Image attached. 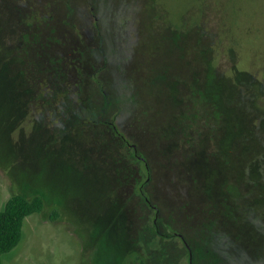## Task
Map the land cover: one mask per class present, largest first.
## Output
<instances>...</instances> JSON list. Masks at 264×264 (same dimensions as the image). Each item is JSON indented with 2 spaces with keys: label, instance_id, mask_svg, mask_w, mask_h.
Here are the masks:
<instances>
[{
  "label": "rangeland",
  "instance_id": "1",
  "mask_svg": "<svg viewBox=\"0 0 264 264\" xmlns=\"http://www.w3.org/2000/svg\"><path fill=\"white\" fill-rule=\"evenodd\" d=\"M76 92L149 167L114 166ZM13 193L44 206L1 264H264V0H0V209Z\"/></svg>",
  "mask_w": 264,
  "mask_h": 264
},
{
  "label": "trees",
  "instance_id": "2",
  "mask_svg": "<svg viewBox=\"0 0 264 264\" xmlns=\"http://www.w3.org/2000/svg\"><path fill=\"white\" fill-rule=\"evenodd\" d=\"M28 30L21 32V39H25V38H29V34H28ZM27 39H25V41H27ZM45 40H37V42H39L41 44V47H43V43H44V48L46 47H50L52 45V43H54L55 41H58L57 39H54L53 36H49L47 35L46 38H44ZM38 49V48H37ZM39 50V49H38ZM59 61V59H57ZM79 63L74 65V68L76 69V71L81 75L82 74V70L80 72V67H79ZM53 67H57L58 70L57 71V76L54 79V81L56 82V84L58 85L59 83L61 84V96L62 98L67 97L68 92L67 89L65 88L64 82H63V76L65 75V72L62 71V69H60V65L56 64V63H52V65L50 67H46L41 69L44 73H40V75H42V79L43 81H40V87H36L38 88V91L43 88L44 90H46L47 93V100H53V101H58V97L57 95V87L48 85L50 84V77H48V75L46 74V69H50ZM9 69V67H8ZM6 69V70H8ZM34 69V68H33ZM35 70V69H34ZM40 70V71H41ZM55 71V72H56ZM97 71V70H96ZM95 72V71H94ZM27 72L26 71H22L21 73H19L17 75V78L20 77V75H25ZM99 73V72H98ZM16 75L12 74V77H15ZM62 76V77H61ZM38 78H40V76L38 75ZM20 80H22L21 78H19ZM83 77L81 78V80L83 81ZM98 79V78H97ZM92 80V78L90 79ZM16 83L18 82V79H16ZM53 83V82H52ZM46 84V85H45ZM54 84V83H53ZM86 83L83 82H77L75 83V87L79 90H81L82 87H84ZM101 83L98 82L96 83V86L98 87V89L101 88ZM35 86V85H34ZM46 86V87H45ZM28 89H30L27 84L26 86ZM26 89V88H25ZM32 89L34 90V87H32ZM37 90V89H36ZM83 90V88H82ZM81 90V91H82ZM22 91H24L22 89ZM76 91V89L74 90V92ZM76 96L74 97V100L72 103H74V105L76 106V112L79 111L77 114H81L82 118H84L83 120L85 122H83V124L85 123V125H88L90 128H93L94 131L101 133V134H107V135H112L115 139L114 140V146L113 148H109V146L105 149H110L112 150V153L110 155V157L112 158L111 160L114 162V166H120V164H125V160L120 162V159L117 158V156L115 155H119L121 154L119 152L120 149L122 148H130V146H132L133 150H132V156H134L135 160H139V161H144L145 163H147V167H149V162L146 156H144L140 151H139V147L135 144V148L133 147L132 143L129 144L128 142H130V140L127 138L126 136V132L121 131V129L119 128V126L117 125V123L113 120V119H106L100 116V114L98 113L97 109H94V101L93 99H91L89 94H86V96H83L81 94V97H79L78 93L76 92ZM49 96V97H48ZM64 100V99H62ZM66 100H70V99H66ZM219 108V107H218ZM223 110L221 108H219V111L215 112L214 115L216 117L222 116ZM91 120V121H90ZM95 126V127H94ZM91 130V129H90ZM92 131V130H91ZM92 131V132H94ZM122 147V148H121ZM125 166L127 167V164H125ZM116 170H119L118 168H116ZM127 170V169H126ZM129 171V168H128ZM126 171V174L122 177H129L130 171L128 172ZM148 202H149V198H148ZM44 206V200L42 198L41 195H33L32 197H26L25 195L21 194V193H13L11 194L5 201V204L3 206L2 209H0V264L2 263V255L8 251H10L12 248H14L20 241L21 237H22V226H23V222L24 219L30 215L31 213L34 212H39L42 210V207ZM155 221H154V227H155ZM156 230V228H155ZM172 235H177L179 236V238L183 241V243L185 244V246L188 249V252H191V245L189 243V241L187 240V238H185V236L182 233H179L177 231H173L171 233Z\"/></svg>",
  "mask_w": 264,
  "mask_h": 264
},
{
  "label": "flooded vegetation",
  "instance_id": "3",
  "mask_svg": "<svg viewBox=\"0 0 264 264\" xmlns=\"http://www.w3.org/2000/svg\"><path fill=\"white\" fill-rule=\"evenodd\" d=\"M37 103L40 105V106H46V100H41V101H37ZM129 144H131L130 142H128ZM133 147L135 148V144L132 143Z\"/></svg>",
  "mask_w": 264,
  "mask_h": 264
},
{
  "label": "water",
  "instance_id": "4",
  "mask_svg": "<svg viewBox=\"0 0 264 264\" xmlns=\"http://www.w3.org/2000/svg\"><path fill=\"white\" fill-rule=\"evenodd\" d=\"M190 257H191V252H190Z\"/></svg>",
  "mask_w": 264,
  "mask_h": 264
}]
</instances>
